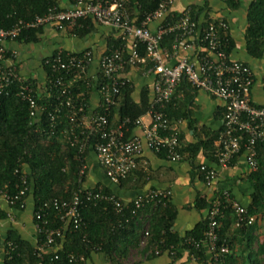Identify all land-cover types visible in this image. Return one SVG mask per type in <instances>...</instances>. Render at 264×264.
<instances>
[{
  "label": "built area",
  "instance_id": "2783aa9c",
  "mask_svg": "<svg viewBox=\"0 0 264 264\" xmlns=\"http://www.w3.org/2000/svg\"><path fill=\"white\" fill-rule=\"evenodd\" d=\"M178 1L189 0H159L158 8L138 23L139 19L131 14L130 7H135L138 14L140 0H78L69 9L59 10L54 7L46 15L33 21H20L11 29H0V94H8L6 89L18 85L17 96L28 103L33 120L39 121L43 113L48 111V105L40 107L37 104L32 87L36 79L25 77L20 69L19 53L10 48L9 43H13L29 29L50 27L55 31H65L68 27L78 26L80 20L91 19L97 25L115 30L118 38L126 41L123 49H116L101 56L98 73L102 78L101 84L96 86L86 81L87 87L95 89L100 96L101 104L98 109L91 115L90 108L82 99L84 94L75 95L73 92L79 77L91 78L89 69L95 59L91 49L66 56L58 49L46 57L45 65L51 69L53 78L46 79L44 88L48 91L50 89L48 98L55 103L50 101L54 112L52 115L49 111L52 120L64 109L68 110L70 126L65 131L67 141L73 147H78L82 153L86 149L92 151L111 183L118 185L135 171L144 147L156 154L164 153L166 159L171 162H181L184 159L181 153L182 144L177 137L180 122L168 119L165 111L167 104L177 99V89L181 83H185L193 91H203L225 103L223 127L218 134L214 154L218 166L222 169L229 168L241 153L243 145L250 170L256 171L257 145L264 143V106L253 101L255 73L251 66L234 60L227 54L228 41L220 31L229 33L230 25L222 18H218V23L209 22L204 28L200 21L191 20L189 6L177 21H167L170 9ZM154 23L156 27L152 29L151 25ZM169 34L176 37V43L171 49L162 46L164 37ZM140 47H144V55H141ZM179 52L183 54L172 64L171 61ZM131 68L140 69L145 75H152L154 79L151 86L150 110L146 114L150 121L145 123L143 117L137 119L134 126L142 129V137L130 135L126 138L130 119H125L112 129L109 118L112 109L118 105L122 88L129 82L121 75ZM92 139L94 143L91 145ZM87 158L86 156L80 163L81 178L88 170ZM201 171H204L203 183L212 193L211 199L209 198L211 205L207 212L208 227L201 240L187 239L185 244L195 249H204L211 264H217L230 253L229 247L221 244L218 232L221 218L225 217V210L230 208L237 218V224L241 226L253 224L255 218L248 215L247 208L229 189L219 187V174L216 169L202 165ZM25 191L26 189H23L19 196L11 199L2 193L0 200L12 206L16 201H20ZM159 197L168 199L172 197V193L169 190H154L131 201H124L114 194L108 195L96 190L95 187L83 188L74 193L70 201H54L53 206L59 208V214L56 216L59 218V225H54L47 217L49 208L45 204L32 216L36 232V254L40 260L37 264H51L44 261V255L52 248L58 249L56 239H62L72 226L75 229L81 227V209L85 202H106L117 214H121L130 205L137 209L143 208L150 200ZM24 207L23 202L21 208ZM148 227V224L145 225L141 236L142 249L146 247L150 237ZM39 235L42 236L40 239ZM160 252L159 248L154 249L156 256H159ZM70 261L94 264L83 256L72 257Z\"/></svg>",
  "mask_w": 264,
  "mask_h": 264
},
{
  "label": "trees",
  "instance_id": "16d2710c",
  "mask_svg": "<svg viewBox=\"0 0 264 264\" xmlns=\"http://www.w3.org/2000/svg\"><path fill=\"white\" fill-rule=\"evenodd\" d=\"M70 1L74 4L78 0ZM222 1L229 9L236 10L240 7L238 0ZM158 5L159 0H140L138 14L133 6L130 7V11L133 16L138 17V23H140L146 15L155 11ZM54 7L61 10L59 0H0V29H11L20 21H33L37 17L46 15ZM209 12L208 0L203 6L193 5L190 13L191 20L199 22L200 16L205 13L202 22L204 28L209 22L218 23L219 19H211L208 16ZM182 16L183 12L180 14L171 13L167 17V21L175 22ZM222 20L229 24L227 19L222 18ZM78 24V26L68 27V29L71 34L80 38L87 36L95 28V23L91 19L80 20ZM43 31L44 28L29 29L17 37L14 42L35 44L39 42ZM220 33L228 41L226 51L228 55H231L236 46L231 31L227 34L222 31ZM244 40L248 56L257 61L263 60L264 0L251 1L247 10V28ZM175 43V35L169 34L164 37L162 46L171 49ZM124 45H126V41L121 38L110 39L105 53L123 49ZM62 51L65 56L70 54L67 51ZM140 53L144 55V47H140ZM243 63L250 66L248 63ZM43 66L46 79L53 78L51 69L45 65V60H43ZM86 81L99 86L102 78L100 74L97 80L93 77H79L74 85V94L83 93L82 99L89 107L93 89L87 87ZM36 84L37 81L32 87L37 97V104L40 107L48 105L49 108L39 121L33 120L30 116L28 103L17 96L18 85L6 89L8 94L6 92L0 94V194L4 193L11 199L19 196L22 190L26 189L24 195L20 197V201H16L14 205L8 207L24 212L28 206V199L31 198L34 205L32 216L47 204L49 208L47 217L54 222V225H59V218H56L59 208L56 209L53 206L54 201H70L74 193L83 188H89L87 185L88 170L81 178L80 163L86 156L88 157L90 150L86 149L82 153L78 147H73L67 141L65 131L70 126L68 110L64 109L60 115H56V119L52 120L50 113L53 115L54 112L51 103L54 102L47 95L50 89L49 91L45 89L46 94H42L38 88L39 85ZM133 93L134 86L128 82L122 88L118 105L112 109L109 118L112 129L125 119H130L131 124L128 126L126 138L135 129L134 122L149 112L151 104L148 89L141 92L139 102L134 101ZM189 93L190 91L186 97L189 96ZM187 103L188 101L176 99L167 104L165 111L168 119L179 121L185 119L188 116L185 111L188 108ZM195 135L196 141L182 146L181 153L184 157L188 155L191 159L192 180L196 178L203 182L204 171H201L202 165L197 164L196 158L200 151H207L208 156L210 155L218 164L214 157L216 151L214 144L218 139V133L204 139L205 134L202 129L195 128ZM178 138L181 143L182 137L178 136ZM90 143L92 145L94 139ZM243 153H245V147L242 145L240 155ZM257 154L258 168L246 178L253 188V193L251 202L245 206L248 215L254 217L255 221L251 225H238L234 212L230 208L225 210V217L221 218L218 232L221 244H226L230 253L217 264H264V237L262 238V234L258 232L260 228L262 229L260 220L264 219V143L257 145ZM235 160L232 161V165ZM207 167L209 166L206 165ZM139 172L137 166L135 171L118 185H123L132 178L139 180ZM95 189L108 195L113 194L107 186L101 184L97 185ZM210 199L198 192L193 207L200 212L203 210L208 212L211 205ZM23 202L25 207L21 208ZM177 214L172 197L168 199L154 198L143 208L138 209L134 205H130L121 214H117L113 207L106 202H85L81 209L83 218L81 227L75 229L72 226L62 239H56L58 249L48 250L44 255V261L51 264H79L71 262L70 259L83 256L85 259L91 260L94 253H102L106 256L108 264H126L131 252L141 249V236L145 225L148 224L150 237L146 247L142 249L143 254H147L148 258L158 257L154 254V249L159 248L161 251L159 256L166 253L172 260V264L181 259L184 252H187L189 258L195 259L199 264H211L204 249H195L185 244L187 239L193 238L199 241L204 237L208 227L207 214L202 221L184 235L174 231ZM8 217L9 214L0 208V220H5ZM41 237L39 235L38 239ZM39 261L35 245L24 239L19 232L9 230L5 236L0 235V264H37Z\"/></svg>",
  "mask_w": 264,
  "mask_h": 264
},
{
  "label": "crops",
  "instance_id": "0c3cea01",
  "mask_svg": "<svg viewBox=\"0 0 264 264\" xmlns=\"http://www.w3.org/2000/svg\"><path fill=\"white\" fill-rule=\"evenodd\" d=\"M238 1L240 7L233 10L229 9L222 0H208L210 7L208 16L210 18H224L229 22L230 31L236 44L231 57L234 60L248 63L252 67L256 76V83L252 91L253 101L260 106H264V58L261 61L251 59L247 54L244 40V33L247 28V10L251 1ZM205 2L206 0L178 1L170 9L168 16L171 13L180 14L189 6H203ZM72 5L73 3L70 0H59L60 9H69ZM204 15L205 13L200 16L199 21L201 23L204 20ZM155 27L156 23L151 25L152 29ZM118 37V33L115 30L97 24H95L94 30L83 38L71 34L69 29L55 31L47 27L40 36L39 42L35 44L13 42L9 43V47L18 51L20 69L25 77L35 78L40 92L46 94L44 91L46 73L43 66V60L46 57L58 49L69 53H78L91 49L94 52L95 59L89 69V75L96 79L99 75V60L107 51L108 41L113 38L118 39ZM182 54V52H179V55L174 57L171 63L177 62ZM121 76L133 84L134 93L132 97L135 102H139L141 92L144 89L149 90L151 99V86L154 79L152 75H145L142 70L131 68L127 69ZM186 86L185 83L179 85L177 99L188 101V108L187 110L185 109L188 116L180 121L172 119L180 122L177 135L182 137V146H187L196 141L195 128L202 129L203 134H205L204 139H208L216 133L219 134L223 127V118L226 111L225 103L222 100L211 97L203 91H193L188 86L186 88ZM188 91L190 93L186 97ZM89 102V113L92 115L101 104L100 96L95 89L90 96ZM148 118L146 115L143 116V121L149 123L150 118L149 121L147 120ZM131 135L142 137V129L135 127ZM206 153L207 151H200L196 158L197 164L207 165L216 169L219 174V187L221 189H229L241 204L244 206L249 205L253 188L246 180L252 172L248 165L246 153L239 154L234 164L227 169L220 168L214 159ZM161 154H156L144 147L143 154L138 160L139 180L132 178L123 185H115L107 179L103 169L100 168L96 161L95 154L91 151L87 158V185L89 187H96L99 184L107 186L115 196L124 201H131L149 191H171L172 203L178 212L174 231L184 235L202 221L207 214L206 210L200 212L193 207L198 192L208 199L212 196V193L202 181L196 178L192 180V164L188 155L181 162L175 163L167 160L164 153ZM0 207L9 214L7 219L0 220V235L5 236L9 230H16L24 239L35 245L36 232L32 219L34 208L32 199H28V206L24 212L10 209L2 200H0ZM258 232L262 234L260 235L263 238V230L260 228ZM136 257H138L137 250H133L129 259H143L138 264H172V260L166 253L155 258H148V256L143 258L142 255L139 258ZM91 261L94 264H108L106 256L102 253H94ZM173 264H199V262L195 259H190L188 253L184 252L182 258Z\"/></svg>",
  "mask_w": 264,
  "mask_h": 264
},
{
  "label": "rangeland",
  "instance_id": "374dc122",
  "mask_svg": "<svg viewBox=\"0 0 264 264\" xmlns=\"http://www.w3.org/2000/svg\"><path fill=\"white\" fill-rule=\"evenodd\" d=\"M147 120L149 121V118H148ZM260 221H261L260 224H261V226H262L263 234H264V219L262 218ZM139 254L142 255L143 258H145V256H147L146 254H143V252H142V248L137 250V255H138V257H136V258H139V257H140ZM134 255L136 256V254H134ZM142 260H143V259H135V258H132V259H128V260L126 261V263H127V264H138L139 261H142Z\"/></svg>",
  "mask_w": 264,
  "mask_h": 264
}]
</instances>
